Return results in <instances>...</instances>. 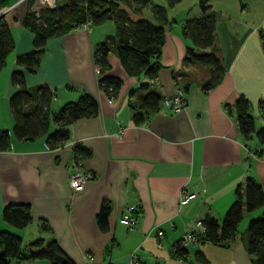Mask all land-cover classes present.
<instances>
[{"label":"crops","instance_id":"0c3cea01","mask_svg":"<svg viewBox=\"0 0 264 264\" xmlns=\"http://www.w3.org/2000/svg\"><path fill=\"white\" fill-rule=\"evenodd\" d=\"M198 2L180 0L170 6L166 0H148L142 9L145 18L164 28L161 67L149 89L172 96L180 87L185 104L172 111L161 103L158 111L139 124L132 118V106L138 107L144 92L139 84L151 79L142 73L128 74L110 51L108 73L122 83L109 94L98 80L94 49L108 35L115 36L113 20L49 37L39 67L24 71L29 90L34 93L37 86L48 85L53 91L51 112L83 92L98 103L95 115L69 124L68 140L49 147L45 136L19 139L13 133L9 97L15 86L10 73L17 66L16 57L34 49V34L23 25L28 0H5L1 8H8L2 14L14 47L0 69V130L10 132V147L0 149V230L18 234L25 247L36 237H43L44 245L53 236L75 264H129L132 252L144 264H253L239 234L251 217L261 214L264 205L245 211L234 235L223 243L198 240L182 252L178 250L185 232L198 231L196 219H222L235 199L237 185L247 175L264 190V144L255 135L246 138L240 134L234 108L235 100L245 96L256 126H264L260 36L264 0H208L209 10L217 17L225 68L221 79L208 89L202 83L209 77L210 67L184 62L192 41L182 34V26L186 19L202 14ZM75 144L86 148L89 155L75 159ZM75 164L92 174L79 191L72 189L68 178ZM182 190L196 195L181 203ZM103 201L110 207L105 229L96 220ZM10 202L30 205L32 220L26 226L17 228L2 218V208ZM130 204L135 205L136 222L128 229L118 219ZM158 229L161 235H157ZM10 264L49 261L12 258Z\"/></svg>","mask_w":264,"mask_h":264},{"label":"trees","instance_id":"16d2710c","mask_svg":"<svg viewBox=\"0 0 264 264\" xmlns=\"http://www.w3.org/2000/svg\"><path fill=\"white\" fill-rule=\"evenodd\" d=\"M166 1L168 5L173 6L180 0ZM36 2L37 0H28V9L23 18V25L34 34V49L16 57L17 66L10 73V81L15 90L9 97V106L14 119L13 133L16 138L35 139L45 136L47 145L56 147L68 140L69 124L79 117L95 115L98 103L90 94L83 92L75 101L67 102L58 111L51 112L52 89L46 84H41L34 93L29 90L24 80V71L33 72L39 67L48 38L82 26L87 21L96 26L113 20L116 24L115 36L108 35L99 41L94 49L95 64L99 67V83L112 94L119 88L122 80L108 73V53H116L128 74L142 73L154 80L161 67L159 57L164 43V28L142 15V9L148 0H65L62 4L56 3L54 6L36 5ZM198 3L202 14L186 19L182 26V34L192 41V45L187 46L184 62L210 67V75L202 83L203 88L208 89L221 79L225 68L216 31V14L209 10L208 0H199ZM4 4L5 0H0V8ZM156 9L163 12L159 5H156ZM260 36L264 47V29L260 30ZM13 47L10 27L3 14H0V69ZM151 80L150 83L141 82L138 86L144 92L140 95L138 107L132 106V118L137 124L147 121L152 113L160 109L162 103L163 95L149 89L153 83ZM250 107V101L242 95L234 102L239 132L246 138L255 135L263 145L264 126H256ZM9 147L10 132L1 129L0 149ZM88 155L89 151L80 144L73 146L75 159ZM263 205L264 190L261 183L247 175L243 184L237 185L235 199L220 221L212 216L202 218L205 228L199 231L198 240L223 243L234 235L245 211L250 212ZM109 209V204L103 201L97 213L96 220L102 229L107 227ZM1 214L7 223L17 228L26 226L32 220L30 205L25 202L5 204ZM239 238L252 255V263L264 264V210L248 220ZM43 243V237H36L25 247L18 234L1 229L0 264H10L12 258L27 260L38 257L47 258L49 264H75L53 236L44 245ZM32 247L40 249L32 250ZM184 249L180 239L178 250L182 252Z\"/></svg>","mask_w":264,"mask_h":264},{"label":"built area","instance_id":"2783aa9c","mask_svg":"<svg viewBox=\"0 0 264 264\" xmlns=\"http://www.w3.org/2000/svg\"><path fill=\"white\" fill-rule=\"evenodd\" d=\"M37 2L45 6H54L56 4V0H37ZM7 8L8 7L0 8V13L2 14V12H4ZM83 25L89 26L90 22L87 21ZM96 70L99 73V67L97 65H96ZM153 81L154 80L152 79L151 82ZM162 103L169 106L172 109V111L180 110L185 104V99L183 97L182 89L180 87H177L175 93L172 96H166V95L163 96ZM261 118L264 121V110L262 111ZM122 129H123V126L119 129L118 133L122 132ZM78 166H79L78 164H75L73 170H71L68 175L70 185L74 191H79L83 189L85 186L86 180L92 177V174L90 172H86L82 170L81 168H79ZM195 195H196L195 192L188 193L185 190H182L179 195V201L181 203H185L189 199L194 198ZM135 210L136 208L134 204L127 205L124 211H122L118 219L119 222L124 224L128 229L133 228L135 226V222H136ZM195 223L198 228V231L190 230V231L185 232L181 238L182 245L186 246L190 242L198 241L199 231H203L205 228V225L202 219L200 218L196 219ZM156 233L157 235H161L162 230L158 229ZM129 264H144V263L141 260H139V258L134 252H132L130 256Z\"/></svg>","mask_w":264,"mask_h":264},{"label":"rangeland","instance_id":"374dc122","mask_svg":"<svg viewBox=\"0 0 264 264\" xmlns=\"http://www.w3.org/2000/svg\"><path fill=\"white\" fill-rule=\"evenodd\" d=\"M1 14V13H0ZM150 87H152L151 85H150Z\"/></svg>","mask_w":264,"mask_h":264}]
</instances>
